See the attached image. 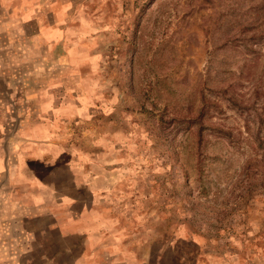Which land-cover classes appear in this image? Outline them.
I'll list each match as a JSON object with an SVG mask.
<instances>
[{"label": "rangeland", "instance_id": "374dc122", "mask_svg": "<svg viewBox=\"0 0 264 264\" xmlns=\"http://www.w3.org/2000/svg\"><path fill=\"white\" fill-rule=\"evenodd\" d=\"M0 264H264V0H0Z\"/></svg>", "mask_w": 264, "mask_h": 264}, {"label": "crops", "instance_id": "0c3cea01", "mask_svg": "<svg viewBox=\"0 0 264 264\" xmlns=\"http://www.w3.org/2000/svg\"><path fill=\"white\" fill-rule=\"evenodd\" d=\"M82 211L83 210H81L80 212H82ZM85 215L86 214L83 213V215L78 216V219L75 221V223L78 224V222H81V225L84 226L83 219H85ZM99 216H100V213H99ZM93 219H94V217H93ZM102 220H104V222ZM93 221H94L93 222V227L87 229V226L86 227L84 226L85 227V230L83 229L84 231L78 230V233H83L81 236H83L84 238L88 239L87 245H89V244L90 245H97V246H108V244L110 246L114 245L116 240H112L111 241L113 244H110V243L106 242V241H109V239H112V237H114V234L113 235L112 234L108 235L107 233L104 234L103 231H102L105 228L104 227V223L107 222V220L103 219L102 216H100V221L101 222H99V221H97L95 219ZM74 233H76L75 230L70 229L67 226L64 228L63 235H64V237H66L65 238L66 240L67 239L68 240H74L72 238L73 236H75V235H73ZM75 239H77V238H75ZM63 244L66 245V242H63V243H60V244H57V245H60L59 246L60 249H64L65 246ZM67 244L69 245V241H67Z\"/></svg>", "mask_w": 264, "mask_h": 264}]
</instances>
